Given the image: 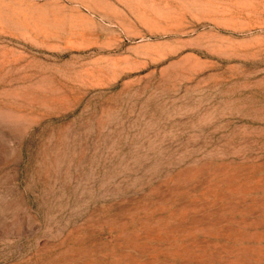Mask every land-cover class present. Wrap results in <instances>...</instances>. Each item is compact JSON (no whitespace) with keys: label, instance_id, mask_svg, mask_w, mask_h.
<instances>
[{"label":"rangeland","instance_id":"1","mask_svg":"<svg viewBox=\"0 0 264 264\" xmlns=\"http://www.w3.org/2000/svg\"><path fill=\"white\" fill-rule=\"evenodd\" d=\"M0 264H264V0H0Z\"/></svg>","mask_w":264,"mask_h":264}]
</instances>
